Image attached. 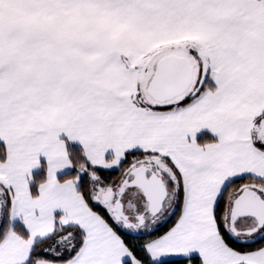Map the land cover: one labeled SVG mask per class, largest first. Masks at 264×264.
Listing matches in <instances>:
<instances>
[{"label":"snow or ice","instance_id":"1","mask_svg":"<svg viewBox=\"0 0 264 264\" xmlns=\"http://www.w3.org/2000/svg\"><path fill=\"white\" fill-rule=\"evenodd\" d=\"M0 264H264V0H0Z\"/></svg>","mask_w":264,"mask_h":264},{"label":"trees","instance_id":"2","mask_svg":"<svg viewBox=\"0 0 264 264\" xmlns=\"http://www.w3.org/2000/svg\"><path fill=\"white\" fill-rule=\"evenodd\" d=\"M106 175H111L112 177H117L119 175V173L118 172L106 173Z\"/></svg>","mask_w":264,"mask_h":264}]
</instances>
